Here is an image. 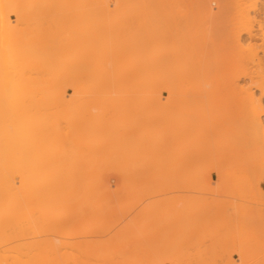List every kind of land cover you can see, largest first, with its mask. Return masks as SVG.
I'll use <instances>...</instances> for the list:
<instances>
[{
    "label": "bare ground",
    "instance_id": "6f19581e",
    "mask_svg": "<svg viewBox=\"0 0 264 264\" xmlns=\"http://www.w3.org/2000/svg\"><path fill=\"white\" fill-rule=\"evenodd\" d=\"M261 185L264 0H0V264H254Z\"/></svg>",
    "mask_w": 264,
    "mask_h": 264
},
{
    "label": "rangeland",
    "instance_id": "374dc122",
    "mask_svg": "<svg viewBox=\"0 0 264 264\" xmlns=\"http://www.w3.org/2000/svg\"><path fill=\"white\" fill-rule=\"evenodd\" d=\"M113 4H114V1H112V5H113ZM214 6H216V4H214ZM71 93H72V91H70V94H71ZM166 96H167V95H166ZM218 141H219V140H218ZM215 142H216V141H214V139H213V143H215ZM220 142H221V141H220ZM223 142H224V141H223ZM224 143H226V140H225ZM215 144H217V143H215ZM218 144H219L220 146H222V144H220V143H218ZM228 144H229V143H228ZM211 145H213V144H211ZM219 145H218V146H219ZM226 145H227V143H226L224 146H226ZM212 147H213V146H212ZM215 147H216V146H215ZM228 147H229V145H228ZM213 148H214V147H213ZM213 148H212V150H213ZM221 148H223V147H221ZM225 148H226V147H225ZM216 149H217V148H216ZM216 149H215V150H216ZM223 149H224V148H223ZM219 150H221V149H219ZM224 151H225V150H223V152H224ZM226 151H227V150H226ZM226 151H225V152H226ZM229 151H230V150H229ZM215 152H216V151H215ZM215 152H214V153H215ZM219 152H221V151H219ZM219 152L216 153V154L219 155ZM221 153H222V152H221ZM223 154H225V153H223ZM227 155H228V154H227ZM225 156H226V155H225ZM215 157H216V155H215ZM223 157H224V156H223ZM229 157H230V156H228V158H229ZM213 158H214V157H213ZM213 158H212V161L214 160ZM220 158H221V157H220ZM220 158H219V160H220ZM225 158H226V157H225ZM205 159H206V158H205ZM216 159H217V158H215V161H216ZM223 159H224V158H223ZM208 160H211V159H208ZM224 160H225V159H224ZM233 160H234V159H233ZM203 161H204V160H203ZM221 161H222V160H221ZM231 161H232V160H231ZM205 162H206V161H205ZM205 162H203V163H205ZM210 162H211V161H210ZM210 162H209V163H210ZM219 162H220V161H219ZM207 163H208V162H207ZM212 163H214V161H213ZM215 163H217V161H216ZM232 163H234V162L232 161ZM232 163L230 164L231 166L234 165V164L232 165ZM236 163H237V162H236ZM210 164H211V163H210ZM221 164H223V163H221ZM228 164H229V163H228ZM205 165H206V164H205ZM207 165H208V164H207ZM225 165H227V164H225ZM225 165H224V167H226ZM230 165H228V166H230ZM235 167H236V166H235ZM235 167H232L231 169H230L229 167H228V168H225L226 170L231 171L230 173H233V174L228 173V178H230V175H231V176H232V175L235 176L234 174L237 173V172H239V171H237V169H236L237 167H236V168H235ZM234 170H235V171H234ZM232 171H233V172H232ZM241 173H243V172H241ZM241 173H240V174L237 173V174H239V176H240V175H242ZM229 174H230V175H229ZM233 176H232V177H233ZM242 176L244 177L243 179H246V175H245V174L242 175ZM237 177H238V176H237ZM217 178H218V177H217L216 174L212 175V178H210V180L212 181V182H211V181H210V182H211V184H214V188H215V185H216V187H217V186H218V183H219V181H218ZM251 178H252V177H251ZM241 179H242V177L240 178V180H241ZM247 179H249V180L251 181L250 178H247ZM237 180L239 181V178H235V181H237ZM233 181H234V180H233ZM244 181H245V180H244ZM111 182H112V184H113V185H112V187H113V186H115V184L117 183V179H116V178H112ZM214 182L217 183V184H215ZM227 182H228V181H227ZM247 182H248V180H247ZM225 183H226V182H225ZM231 183L233 184L232 179H231ZM235 183H236V182H234V184H235ZM244 183H245V182H243L242 184H244ZM182 184H183V183H182ZM198 184H199V183H198ZM229 184H230V183H229ZM236 184H237V183H236ZM239 184H240V181H239ZM242 184H240L239 186H241ZM248 184H250V183H248ZM192 185H193V184H192ZM196 185H197V184H196ZM196 185H195V186H196ZM203 185H204V184H203ZM230 185H231V184H230ZM199 186H200V185H199ZM204 186H206V185H204ZM233 186L235 187V185H232V187H233ZM201 187H202V184H201ZM201 187H200V188H201ZM219 187H220V186H218V187L216 188L217 191H220V189L218 190ZM221 187H222V186H221ZM226 187H227V186H226ZM241 187H243V185H242ZM244 187H245V186H244ZM244 187H243V188H244ZM113 188H114V187H113ZM197 188H198V186H197ZM197 188L194 190L193 193H195L196 191L198 192V190H200V189L197 190ZM202 188H204V187H202ZM202 188H201V191H203ZM207 188H208V187H207ZM237 188H238V187H237ZM237 188H234V189H237ZM261 188L264 190V185H261ZM204 189H205V188H204ZM210 189H211V188H210ZM222 189H223V188H221V190H222ZM224 189H225V185H224ZM239 189H240V188H238L237 191H235V193L238 192ZM245 189H246V188H244L243 190L245 191ZM247 189H248V188H247ZM247 189H246V190H247ZM212 190H213V189H212ZM207 191H208V190H207ZM207 191H206V192H207ZM209 191H210V190H209ZM213 191H215V193L217 194V191H216V190H213ZM223 191H224V190H223ZM230 191H231V190H230ZM252 191H253V190H252ZM197 192H196V194H200V193H201L200 191H199L200 193H199V192L197 193ZM203 192H205V191H203ZM203 192L199 195V197H197V195L191 196V194H190V197H189L190 200L192 201L193 199H195V198H193V197H196V199H197V198H200V196L203 194ZM210 192H211V191H210ZM239 192H240V191H239ZM246 192H249V191H246ZM193 193H192V195H193ZM207 193H208V192H207ZM221 193H222V192L218 193V194L220 195V196H218V197H222V196H223V195H222L223 193H222V194H221ZM228 193H230V192H228ZM228 193H227V194H228ZM241 193H242V195H243V192L241 191V192H240V196H241ZM249 193H250V192H249ZM253 193H254V192H253ZM253 193H251V194H253ZM208 194H209V195H207L206 193H204L203 195H205V196H211V197H212L213 195H215V194H213V193H212V195H211V193H208ZM218 194H217V195H218ZM233 194H234V190H233ZM236 194H237V193H236ZM221 195H222V196H221ZM224 195H225V194H224ZM234 195H235V194H234ZM237 195H238V194H237ZM245 195H246V194H245ZM248 195H249V194H248ZM225 196H227L226 198H228V195H225ZM250 196H251V195H250ZM252 196H253V195H252ZM260 196H261V195H260ZM191 197H192L193 199H192ZM229 197H232V198H228V199H233L234 196H230V195H229ZM242 197H243V196H241L240 199H239V198L237 199V200H239V203H240V202L242 203V200H241V199L245 198V197H243V198H242ZM189 198H187V199H189ZM208 198H209V197H208ZM208 198H207V199H208ZM216 198H217V197H216ZM223 198H224V197H223ZM262 198L264 199V196H263ZM200 199H201V198H200ZM202 199L204 200V198H202ZM212 199H213V198H212ZM212 199H211V200H212ZM221 199H222V198H221ZM190 200H188V201H190ZM209 200H210V198H209ZM217 200L220 201V199H217ZM222 200H223V199H222ZM226 200H227V199H226ZM235 200H236V199H234V201H233V200H232V201L235 202ZM243 200H244V199H243ZM229 201H230V200H229ZM262 201H263V200H262ZM197 202H198V201H197ZM205 202H206V201H205ZM216 202H217V201H216ZM216 202H213V203H215V205H216ZM222 202H223V201H222ZM224 202H225V201H224ZM224 202H223V203H224ZM193 203H196V202H193ZM206 203H207V202H206ZM218 203H219V202H218ZM220 203H221V202H220ZM220 203H219V204H220ZM223 203H221V206H222ZM225 203H226V202H225ZM231 203H232V202H231ZM231 203L224 204V206H225V205H234V207H236V203H235V204H234V203L231 204ZM237 203H238V201H237ZM203 204H205V203H203ZM242 204H243V203H242ZM242 204H239V205H237V206H240V205H242ZM192 205H193V204H192ZM197 205H198V204H197ZM201 205H202V204H200V206H201ZM208 205H209V204H208ZM213 205H214V204H213ZM254 205H255V204H254ZM256 205H258V206H255L254 208L258 207V208H256V209L259 210V204H256ZM193 206H194V205H193ZM193 206H192V207H193ZM205 206H206V205H205ZM219 206H220V205H219ZM263 206H264V204H263V205H262V204L260 205V209H261L260 212L264 214V208H263ZM194 207H195V206H194ZM202 207H203V205H202ZM222 207H223V206H222ZM222 207H221V209H222ZM228 207H229V206H228ZM204 208H205V207H203L202 209H204ZM210 208H212V207H210ZM217 208H218V207H217ZM223 208H224V207H223ZM226 208H227V206H226ZM226 208H225V209H226ZM236 208H237V207H236ZM262 208H263V209H262ZM199 209H200V208H199ZM199 209H198V210H199ZM206 209H207V208H205V211H206ZM229 209H230V207H229ZM232 209H233V208H232ZM232 209H231V210H232ZM234 209H235V208H234ZM256 209H254V210H256ZM194 210H195V209H194ZM194 210H193V212H194ZM200 210H201V209H200ZM209 210H210V209H209ZM222 210H223V209H222ZM231 210H229V211H231ZM191 211H192V210H191ZM216 211H219V210H216ZM262 211H263V212H262ZM202 212H204V210H203V211L201 210L199 213L203 214ZM212 212H213V211H212ZM219 212H220V211H219ZM221 212H222V211H221ZM223 212H224V211H223ZM232 212H233V210H232ZM210 213H211V212H210ZM215 213H216V212H215ZM225 213H226V212H225ZM201 214H200V215H201ZM208 214H209V213H208ZM208 214H207V215H208ZM221 214H222V213H221ZM223 214H224V213H223ZM227 214H228V213H227ZM190 215H192V214L190 213ZM195 215H196V214H195ZM197 215H198V213H197ZM204 215H205V214H204ZM209 215H211V214H209ZM213 215H215V214H213ZM213 215H212V216H213ZM193 216H194V215H193ZM193 216L191 217V218H192V219H191L192 222H193V220L195 219V218H193ZM228 216H229V215H228ZM195 217H196V216H195ZM223 217H224V216H223ZM189 218H190V217H189ZM189 218H187V219H189ZM199 218H200V217H199ZM205 218H206V217H205ZM207 218H208V217H207ZM207 218H206V219H207ZM212 218H213V217H212ZM202 219H203V218H202ZM209 219H211V218H209ZM218 219H219V218H218ZM218 219H217V220H218ZM223 219H225V218H223ZM223 219H222V220H223ZM195 220H197V218H196ZM195 220H194V221H195ZM199 220L201 221V219H199ZM213 220H214V219H213ZM187 221L189 222L190 219L187 220ZM200 221H199V222H200ZM209 221H210V220H209ZM214 221H215V220H214ZM227 221H228V220H227ZM201 222H202V221H201ZM216 222H218V221H216ZM224 222H225V221H224ZM171 223H172V222H171ZM202 223H203V222H202ZM206 223H207V222H206ZM256 223H258V222H256ZM256 223H255V224H256ZM162 224H163V223H162ZM185 224H186V223H185ZM190 224H191V223H190ZM192 224H194V223H192ZM199 224H200V223H199ZM207 224H208V223H207ZM220 224H221V223H220ZM155 225L158 226L157 224H155ZM163 225H164V226H162V227H163L164 229H163L162 232H163L164 234H163V233H162V234H163L165 237H168V238H169V237H172L173 241H174V240L177 241L176 244L179 243V249L181 250V252L183 251V254H184V253H187V252L190 253L191 249L188 250L189 247H187V246L184 244V243L187 242V240H189L190 238L187 239L186 241H184L185 239L182 240V236H181L180 234H177V236L175 237V236L173 235V233H175V232H172V229H171L172 224H167V225L163 224ZM197 225H198V224H197ZM200 225H202V224H200ZM204 225H205V224H204ZM212 225H213V224H212ZM212 225H210V226H212ZM214 225H218V223H217V224H214ZM182 226H183V225H182ZM188 226H189V223H188ZM194 226H195V224H194ZM206 226H207V225H206ZM224 226H225V225H224ZM262 226H263V225H262ZM212 227H213V226H212ZM216 227H217V226H216ZM226 227H227V226H226ZM256 227H257V225H256ZM190 228H191V225H190ZM200 228H201V227H200ZM224 228H225V227H223V230H221V232H224ZM230 228H232L231 224H230ZM155 229H156V228H155ZM196 229H197V228H196ZM196 229H194L192 233H195V230H196ZM215 229H216V228H215ZM220 229H221V228H220ZM226 229H228V227H227ZM257 229H258V227H257ZM260 229H261V228H260ZM180 230H181V229H180ZM189 230H190V229H189ZM204 230L206 231V228H205ZM235 230H237V228H236ZM235 230H234V231H235ZM238 230H239V229H238ZM261 230H262V229H261ZM263 230H264V229H263ZM216 231H217V230H216ZM188 232H189V231H188ZM206 232H207V231H206ZM218 232H220V231H218ZM227 232H228V231H227ZM231 232H232V231H231ZM231 232H230V233H231ZM262 232H263V231H262ZM196 233H198V232H196ZM207 233H208V232H207ZM224 233H225V232H224ZM230 233H229V234H230ZM236 233H237V231H236ZM236 233H234V234L232 233V236L234 235V238L236 237L235 239H233V241H232L233 243H232V244H236V245H237V244L240 243V241H239L240 238L238 239L237 236H238L239 234H236ZM238 233H239V231H238ZM162 234H161V236H162ZM198 234H199V233H198ZM208 234H209V235H208ZM208 234H207L208 236L206 235L207 237L202 235V237H206V239H205L206 241L209 240V237H210L211 232L208 233ZM215 234H216V233H215ZM217 234H218V233H217ZM226 234H227V233H225V235H226ZM235 234H236L237 236H236ZM185 235H186V234H185ZM189 235H190V234H189ZM200 235H201V234H200ZM204 235H205V234H204ZM225 235H224V236H225ZM259 235H260V234H259ZM261 235H262V234H261ZM191 236H192V235H190V237H191ZM193 236H194V235H193ZM196 236H197V235H196ZM215 236H216V235H215ZM219 236H220V235H219ZM222 236H223V234H222ZM186 237H187V236H186ZM186 237H185V238H186ZM198 237H199V236H198ZM200 237H201V236H200ZM202 237H201V238H202ZM211 237H212V236H211ZM216 237H217V236H216ZM220 237H221V236H220ZM226 237L228 238V236H226ZM191 238H192V237H191ZM195 238H197V237H194L193 239L195 240ZM224 238H225V237H224ZM230 238H231V237H230ZM259 238H260V237H259ZM160 239H161V238H160ZM165 239H166V238H165ZM210 239H211V238H210ZM212 239H214V238H212ZM216 239H217V238H216ZM218 239H219V237H218ZM221 239H223V237H222ZM263 239H264V238H263ZM162 240H163V239H161L160 241H162ZM191 240H192V239H191ZM198 240H199V239H196V242L193 241V242H195L194 245L198 242ZM200 240H202V242L199 241V243H198V245H197V248H198V249H199L200 246L203 247V246L206 245V241H204L203 239H200ZM223 240H224V239H223ZM231 240H232V238L230 239V241H231ZM240 240H242V237H241ZM170 241H171V243L173 242L171 239H170ZM203 241H204L205 243H204ZM209 241H210V240H209ZM209 241H208V242H209ZM211 241H212V240H211ZM219 241H220V240H219ZM162 242H163V241H162ZM166 242H167V241H166ZM168 242H169V241H168ZM189 242H190V241H189ZM200 242H201V244L204 243L205 245H203V244L201 245ZM208 242H207V243H208ZM212 242L214 243V240H213ZM212 242H211V243H212ZM217 242H218V240H217ZM234 242H236V243H234ZM241 242H242V241H241ZM263 242H264V241H263ZM263 242H262V240H261V243L264 245ZM156 243H157V242H156ZM158 243H159V241H158ZM158 243H157V245H158ZM160 243H161V242H160ZM160 243H159V244H160ZM171 243L169 242L168 244H171ZM187 243H188V242H187ZM211 243H209V244L211 245ZM218 243H219V242H218ZM226 243H227V242H226ZM230 243H231V242H230ZM162 244H163V243H162ZM164 244H165L164 246H166V243H164ZM188 244H189V243H188ZM188 244H187V245H188ZM192 244H193V243H192ZM192 244H191V245H192ZM209 244H208V245H209ZM215 244H216V243H215ZM228 244H229V243H228ZM228 244H227V245H228ZM157 245H155L156 248L158 247ZM160 245H161V244H160ZM174 245H175V242H174L173 246H171V247H170L169 245H167V247L169 246V252H171V254H174V253H172V251H170V250H171L170 248H172V247L175 248V247H176V245H175V246H174ZM199 245H200V246H199ZM208 245H206V246H208ZM210 245H209V246H210ZM212 245L214 246V244H212ZM219 245H220V244H219ZM222 245H223V243H222ZM224 245H225V244H224ZM224 245H223V246H224ZM162 246H163V245H162ZM188 246H189V245H188ZM206 246H205V247H206ZM215 246H216V245H215ZM215 246H214V247H215ZM257 246H258V245H257ZM257 246H256V247H257ZM192 247H193V246H192ZM202 247L200 248L201 251H203L204 248H205V247H203V248H202ZM211 247H212V246H211ZM220 247H221V246H220ZM227 247H228V246H227ZM232 247H233V246H232ZM165 248H166V247H165ZM176 248H177V247H176ZM186 248H187V249H186ZM257 248H258V247H257ZM259 248H260V246H259ZM194 249H195V246H194ZM200 249H199V250H200ZM202 249H203V250H202ZM208 249H209V247H208ZM208 249H207V252H206L207 254H208ZM228 249H229V248H228ZM230 249H231V248H230ZM160 250H161V248H160ZM163 250H164V249H163ZM172 250H174V249H172ZM177 250H178V249H176V251H177ZM180 250H179V251H180ZM185 250H186V251H185ZM192 250H193V248H192ZM195 250H196V249H195ZM205 250H206V248H205ZM205 250H204V251H205ZM212 250H214V249L212 248ZM212 250H211V251H212ZM224 250H225V249H224ZM226 250H227V249H226ZM257 250H259V249H257ZM257 250H256V251H257ZM166 251H167V250H166ZM201 251H200V252H201ZM227 251H228V250H227ZM233 251H234V250H233ZM260 251H261V254H263V252H264V251H263V248H262L261 250H259V252H260ZM163 252H164V251H163ZM194 252H195V251H194ZM197 252H199V251H197ZM209 252H210V251H209ZM217 252H218V250H217ZM220 252H221V251H220ZM234 252H235V251H234ZM234 252H233V254H232L233 258H234V260H238L239 258H238V256H236V253H234ZM257 252H258V251H257ZM157 253H158V252H157ZM161 253H162V252H161ZM188 253H187V255H188ZM191 253H193V252H191ZM231 253H232V251H231ZM166 254H167V253H166ZM194 254H195V253H194ZM198 254H199V253H198ZM198 254H196V257L199 256L198 258H201V257H200L201 255H198ZM200 254H201V253H200ZM211 254H212V253H211ZM227 254H228V253H227ZM254 254H255V253H254ZM254 254H253V255H254ZM259 254H260V253H259ZM163 255H164V254H163ZM167 255H169V254H167ZM178 255H181V254H178ZM178 255L175 256V257H179ZM185 255H186V254H185ZM185 255H183V256H185ZM190 255H191V254H190ZM217 255H218V254L216 253V254H215V257H216ZM219 255H220V254H219ZM263 255H264V254H263ZM263 255H262V256H263ZM157 256H158V254H157ZM159 256H160V255H159ZM170 256H172V255H170ZM183 256H181V257H183ZM188 256H189V255H188ZM194 256H195V255H194ZM212 256H214V255H212ZM225 256H226V255H225ZM225 256H223V258H224ZM256 256L258 257V259L262 258L261 255H260V256L258 255V253H257ZM163 257H164V256H163ZM165 257H166V256H165ZM185 257H186V256H185ZM192 257H193V255H192ZM208 257H209V255H208ZM210 257H211V256H210ZM220 257L222 258V255H221ZM257 257L253 256V258H252L253 260L251 259V261H255L254 258H256L257 261H256L254 264H256V263L258 262ZM157 258H161V259H162V257H157ZM179 258H180V257H179ZM189 258H190V257H189ZM193 258L195 259V257H193ZM193 258H191V259H193ZM198 258H196V259H198ZM163 259H164V258H163ZM168 259H169V258H168ZM168 259L165 260L164 262L162 261V263H164V264H170L169 261H171L172 259L170 258L169 261H168ZM173 259H174V258H173ZM176 259H177V258H176ZM187 259H188V258L185 259L186 261L183 259V261H184V262H187ZM206 259H208V258H207L206 255H205V260H206ZM213 259H214V258L212 257V259L209 260L210 263L213 262V261H212ZM155 260H156V259H155ZM157 260L159 261V259H157ZM180 260H181V258H180ZM189 260H190V259H189ZM189 260H188V263H185V264H189V262H190ZM205 260H203V257H202V260L200 259L199 261H202V262H203V261H205ZM218 260H219V259H218ZM218 260H216V261H217L216 263H214L215 261H214L213 263H214V264H217V263L219 264L220 262H219ZM223 260H224V259H223ZM223 260H222V262H223ZM261 260H263V258L260 259L259 261H261ZM172 261H173V260H172ZM181 261H182V260H181ZM196 261H197V260H196ZM196 261H195V262H196ZM199 261L196 262V263H199ZM207 261H208V260H206V263H207ZM211 261H212V262H211ZM220 261H221V260H220ZM202 262H200V263H202ZM224 262H225V261H224ZM262 262H264V260H263ZM192 263H194V261H193ZM203 263H204V262H203ZM171 264H172V263H171ZM223 264H224V263H223ZM238 264H240V263L238 262ZM260 264H263V263H260Z\"/></svg>",
    "mask_w": 264,
    "mask_h": 264
}]
</instances>
